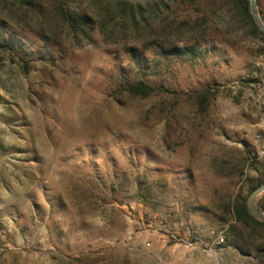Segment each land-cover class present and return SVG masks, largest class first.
Returning a JSON list of instances; mask_svg holds the SVG:
<instances>
[{
	"label": "rangeland",
	"instance_id": "374dc122",
	"mask_svg": "<svg viewBox=\"0 0 264 264\" xmlns=\"http://www.w3.org/2000/svg\"><path fill=\"white\" fill-rule=\"evenodd\" d=\"M165 2L142 3L131 19L117 0H68L69 11L102 20L88 40L55 21L6 32L0 264L169 263L187 228L224 231L226 249L243 256L264 245L259 232L238 239L225 208L236 198L247 206L248 187L264 178V41L228 0ZM203 17L199 41L169 29ZM166 40L197 54H167ZM138 83L159 91L130 95ZM161 236L165 249L152 250Z\"/></svg>",
	"mask_w": 264,
	"mask_h": 264
},
{
	"label": "trees",
	"instance_id": "16d2710c",
	"mask_svg": "<svg viewBox=\"0 0 264 264\" xmlns=\"http://www.w3.org/2000/svg\"><path fill=\"white\" fill-rule=\"evenodd\" d=\"M50 1V0H49ZM52 7L47 5L49 2L46 0H0V49H7L11 47V41L5 40V34L11 29V25H20L24 24L25 20L29 19L30 21L36 20L37 23L48 22V25L53 24L54 21L58 24L65 25L70 34L74 38H82L88 40L89 33L94 29L95 23L97 22L100 28L103 23L100 18H96L92 13H87L83 10H71L67 8L68 0H51ZM73 0H70V2ZM166 2L162 5L165 10L169 9V5H200L201 0H165ZM118 6L123 10H129L130 18L134 19V9H140V4H132L123 0H117ZM150 2H147V5ZM233 6V11L235 12V18L238 22L245 25L250 33L253 36L258 37L264 41V36L259 32L257 26L252 19L249 10H248V0H228ZM50 4V3H49ZM258 13L264 22V11L261 7V2L258 0ZM53 21V22H49ZM205 18H199L195 21H185V23L179 24L176 29L172 26H169L170 31L173 34H179V29L187 28V33L192 41H199V30L202 26ZM170 32V33H171ZM162 34V30L160 32ZM158 38V36H157ZM165 43H168L167 46L169 50L167 54H171L177 57H188L192 58L194 54H197L196 47H179L174 42H169L166 40ZM126 91L132 96H139L146 98L154 93L157 89L148 87L142 83L130 85L126 88ZM197 107L200 112H204V108L208 103L210 92L205 90L203 93L197 94ZM221 164H228L227 161L222 160ZM242 175V172H240ZM264 184L263 179H256L255 182L248 187V195ZM256 207L264 213V194L260 196L257 201ZM226 213L231 217L234 223L240 225L241 231H237L236 237L242 242H247V240L252 239L253 235L260 233L261 237L264 236V223H261L255 220L249 213L247 206L244 201H241L239 198H236L234 201H229L225 206ZM226 221V219H225ZM228 221V219H227ZM242 231H248V233H243ZM237 248V247H236ZM239 251H242L241 248H237ZM255 261L260 264H264V245L257 247L254 250V254H248Z\"/></svg>",
	"mask_w": 264,
	"mask_h": 264
},
{
	"label": "built area",
	"instance_id": "2783aa9c",
	"mask_svg": "<svg viewBox=\"0 0 264 264\" xmlns=\"http://www.w3.org/2000/svg\"><path fill=\"white\" fill-rule=\"evenodd\" d=\"M261 95L256 96V100H260ZM202 235L207 238V243L202 239ZM194 239V242L191 241ZM181 244L188 249H193L199 246L205 258L204 264H221V257L226 250L224 231H217L212 228H205L203 230L185 229Z\"/></svg>",
	"mask_w": 264,
	"mask_h": 264
},
{
	"label": "crops",
	"instance_id": "0c3cea01",
	"mask_svg": "<svg viewBox=\"0 0 264 264\" xmlns=\"http://www.w3.org/2000/svg\"><path fill=\"white\" fill-rule=\"evenodd\" d=\"M140 220V216L138 217ZM156 246L152 248V250H156L161 248L165 249L166 238L165 236H161ZM166 251H171L169 248ZM160 262L163 260L160 259ZM205 260L203 258L202 252L199 246H195L193 249L183 248L182 256L179 258H174L166 263V261L162 262L163 264H203ZM221 264H258L251 256H243L235 249L227 248L221 257Z\"/></svg>",
	"mask_w": 264,
	"mask_h": 264
},
{
	"label": "water",
	"instance_id": "95a60500",
	"mask_svg": "<svg viewBox=\"0 0 264 264\" xmlns=\"http://www.w3.org/2000/svg\"><path fill=\"white\" fill-rule=\"evenodd\" d=\"M123 1L132 4H142V3L150 2L152 0H123ZM248 10L259 32L264 36V22L262 21L258 13L257 0H248ZM262 194H264V184L253 190L248 195L247 209L255 220L264 223V213L261 212L255 205L256 199Z\"/></svg>",
	"mask_w": 264,
	"mask_h": 264
}]
</instances>
